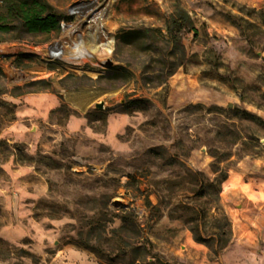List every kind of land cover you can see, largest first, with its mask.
<instances>
[{
	"label": "rangeland",
	"instance_id": "obj_1",
	"mask_svg": "<svg viewBox=\"0 0 264 264\" xmlns=\"http://www.w3.org/2000/svg\"><path fill=\"white\" fill-rule=\"evenodd\" d=\"M48 1L0 30V264H264V0H98L112 65Z\"/></svg>",
	"mask_w": 264,
	"mask_h": 264
},
{
	"label": "bare ground",
	"instance_id": "obj_2",
	"mask_svg": "<svg viewBox=\"0 0 264 264\" xmlns=\"http://www.w3.org/2000/svg\"><path fill=\"white\" fill-rule=\"evenodd\" d=\"M97 4L98 0L83 1L73 7L74 12L88 17V23L66 24L63 33L67 36V43L64 40L55 42L50 49L52 56L68 62L96 59L99 65L103 64L102 60L112 51L113 38L107 33L106 8L96 10ZM94 72L97 73L98 70L95 69Z\"/></svg>",
	"mask_w": 264,
	"mask_h": 264
},
{
	"label": "trees",
	"instance_id": "obj_3",
	"mask_svg": "<svg viewBox=\"0 0 264 264\" xmlns=\"http://www.w3.org/2000/svg\"><path fill=\"white\" fill-rule=\"evenodd\" d=\"M0 7L4 8V14H0V30L7 31L11 28L9 21H17V23L28 32H45L59 30L61 20L64 14L60 12L48 0H0ZM188 17H184L182 21L175 23L177 30L189 25ZM179 31L173 32L170 29V38L178 42ZM226 178L223 177V179ZM220 191V185H218ZM218 194V193H217ZM195 238L201 240V236L195 233Z\"/></svg>",
	"mask_w": 264,
	"mask_h": 264
},
{
	"label": "water",
	"instance_id": "obj_4",
	"mask_svg": "<svg viewBox=\"0 0 264 264\" xmlns=\"http://www.w3.org/2000/svg\"><path fill=\"white\" fill-rule=\"evenodd\" d=\"M92 0H90L89 2H91ZM78 3H80V2H76V3H74L71 7H70V13H74V11H73V7H75L76 5H78ZM64 25L65 24H62V26L64 27ZM102 63H107V64H109V65H112V64H114V61L110 58V57H106L104 60H102ZM97 106H99V107H103V103H100V104H98Z\"/></svg>",
	"mask_w": 264,
	"mask_h": 264
}]
</instances>
